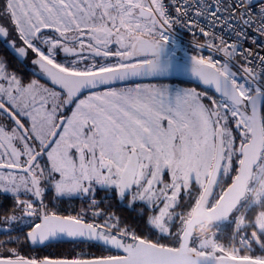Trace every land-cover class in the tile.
Instances as JSON below:
<instances>
[{
  "label": "snow or ice",
  "instance_id": "6c2138e0",
  "mask_svg": "<svg viewBox=\"0 0 264 264\" xmlns=\"http://www.w3.org/2000/svg\"><path fill=\"white\" fill-rule=\"evenodd\" d=\"M0 237V264H264V0H0Z\"/></svg>",
  "mask_w": 264,
  "mask_h": 264
},
{
  "label": "trees",
  "instance_id": "16d2710c",
  "mask_svg": "<svg viewBox=\"0 0 264 264\" xmlns=\"http://www.w3.org/2000/svg\"><path fill=\"white\" fill-rule=\"evenodd\" d=\"M171 82H178V83H181V84H184V85L197 86L196 84H194L192 82H189V81H186V80H182V79H173ZM116 207H117V205H116ZM118 211H119L120 215L125 216L126 218H128L130 222L140 223L137 220V218L135 217V214L129 213V212L123 210V209H118ZM141 227H142V224H141ZM0 238H2V237H0ZM72 247H73V245H71V244H57V245H55L52 248L46 249L45 252H52L55 255H62L65 252H68ZM80 247H83V246H80ZM91 251L96 252L97 254H99V250L98 249H91Z\"/></svg>",
  "mask_w": 264,
  "mask_h": 264
},
{
  "label": "flooded vegetation",
  "instance_id": "af4514ba",
  "mask_svg": "<svg viewBox=\"0 0 264 264\" xmlns=\"http://www.w3.org/2000/svg\"><path fill=\"white\" fill-rule=\"evenodd\" d=\"M102 195V193H101ZM70 206H75V207H79L80 206V201L79 200H72V201H64L62 202L59 207L61 208V210H65L68 209ZM113 207H116L115 202H113Z\"/></svg>",
  "mask_w": 264,
  "mask_h": 264
},
{
  "label": "rangeland",
  "instance_id": "374dc122",
  "mask_svg": "<svg viewBox=\"0 0 264 264\" xmlns=\"http://www.w3.org/2000/svg\"><path fill=\"white\" fill-rule=\"evenodd\" d=\"M164 82L167 83L168 81H164ZM172 83H173V86H175V87H181V88L196 87V86H193V85H184V84H181V83H178V82H172Z\"/></svg>",
  "mask_w": 264,
  "mask_h": 264
},
{
  "label": "water",
  "instance_id": "95a60500",
  "mask_svg": "<svg viewBox=\"0 0 264 264\" xmlns=\"http://www.w3.org/2000/svg\"><path fill=\"white\" fill-rule=\"evenodd\" d=\"M173 79H182V80H186V81H189V82H192L194 84H196L193 80H191L189 77H185V76H179V77H173Z\"/></svg>",
  "mask_w": 264,
  "mask_h": 264
},
{
  "label": "built area",
  "instance_id": "2783aa9c",
  "mask_svg": "<svg viewBox=\"0 0 264 264\" xmlns=\"http://www.w3.org/2000/svg\"><path fill=\"white\" fill-rule=\"evenodd\" d=\"M188 39H190V37L185 36V40H188ZM205 54H207V53H205Z\"/></svg>",
  "mask_w": 264,
  "mask_h": 264
}]
</instances>
